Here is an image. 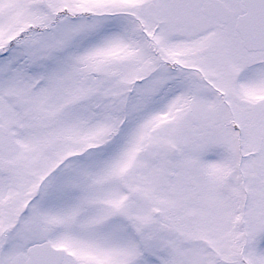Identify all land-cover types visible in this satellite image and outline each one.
Instances as JSON below:
<instances>
[{"label":"snow or ice","instance_id":"6c2138e0","mask_svg":"<svg viewBox=\"0 0 264 264\" xmlns=\"http://www.w3.org/2000/svg\"><path fill=\"white\" fill-rule=\"evenodd\" d=\"M0 264H264V0H0Z\"/></svg>","mask_w":264,"mask_h":264}]
</instances>
